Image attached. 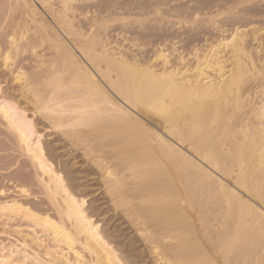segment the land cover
Here are the masks:
<instances>
[{
    "label": "bare ground",
    "instance_id": "6f19581e",
    "mask_svg": "<svg viewBox=\"0 0 264 264\" xmlns=\"http://www.w3.org/2000/svg\"><path fill=\"white\" fill-rule=\"evenodd\" d=\"M50 1L6 0L19 4L24 18L9 35L22 48L29 35L40 33L54 57L39 56L31 98L18 86L16 97L0 88V101L16 106L8 119L0 114V121L34 170L54 214L31 208L23 186L16 187L12 198L0 200L3 224L24 223V229L8 233L9 241H0V261L130 264L122 255L131 249V236L122 231L128 228L153 264L205 259L211 264H264V223L247 208L264 207L259 199L264 187V85L253 78L235 93L231 57L212 52L220 40L199 51L198 59L194 50L192 67L181 57L178 65L165 63L157 59L160 52L155 55L160 65L152 63L151 71L127 66L121 48L109 47L99 31L85 33L74 25L72 10L61 7L73 0H58L56 11ZM36 4L57 21L61 35L45 24ZM258 35L252 31L258 46L254 55L259 54ZM6 43L0 46L2 71ZM14 54L15 49L12 59ZM131 59L141 69L148 64ZM35 93L51 98L53 111L42 115L34 106ZM13 121L22 127L29 121L36 130L40 147L32 144L33 156L27 146L21 152ZM51 136L57 139L47 142ZM70 156V161L83 159L93 173L70 176L67 168L75 165L66 161ZM91 180L98 181L105 198L94 213L109 206L124 220L117 218L123 227H111L112 222L106 229L112 220L106 226L102 218L108 212L102 220L88 212L89 197L81 192Z\"/></svg>",
    "mask_w": 264,
    "mask_h": 264
},
{
    "label": "rangeland",
    "instance_id": "374dc122",
    "mask_svg": "<svg viewBox=\"0 0 264 264\" xmlns=\"http://www.w3.org/2000/svg\"><path fill=\"white\" fill-rule=\"evenodd\" d=\"M4 2H6V0H0V29H3L0 30L1 48L7 46L4 33L7 32L10 34L16 24H22V20L24 19L22 18L23 13L21 9L17 10V8L13 7L9 14L8 10L5 8V5L8 3L6 2L5 4ZM154 2L170 5L171 7L166 9V13L169 16L174 14L176 18L166 20L162 23H148L145 25L138 24L136 18L146 15ZM73 3L77 4L78 7L70 11V14L68 13L70 15L69 17H73L74 25L80 28L83 32L85 31V33H92L91 25L83 18V13L87 12L89 8H91L93 12L99 11L102 17L104 13H107L113 21L118 20L119 18H130L127 23L111 22L101 24L97 22V29L99 28V30L96 29V31H99L100 33H96H99L100 38L105 40L109 47L116 49L121 48L120 50L127 58H134L144 64L149 63L151 60V65L154 64L153 66L157 64L160 65V62L155 59V55L158 53L157 49H162L163 52L168 55L170 65H175L176 63V65H178L179 58L181 57L188 67H192L189 65L193 64V61H191L193 58L191 56L194 53V50L207 51L209 49L208 46L210 47L211 44L215 45L220 40L221 33L214 26V18L215 23H219L221 28L231 25L229 31L236 28L237 23H239L241 27L247 28L251 34V38L248 41L250 51L253 47H255V49L258 47L257 44L253 43L252 31L256 35L260 34L258 35L260 38V44L262 39H264V0H73L71 4ZM50 4L52 11L61 8L58 0H52L50 1ZM237 5L240 7L237 8ZM36 6L41 15H43L42 17L45 24L50 26V28L57 32V34L61 35L57 21L50 17L51 14L43 11L39 4H36ZM225 13H230L231 15H225ZM197 15L201 17V22L195 27L188 23H180L185 17L190 16L195 18ZM5 19H7L6 27ZM2 31L4 32L2 33ZM40 36V33L29 35L28 43L26 46H22L20 52L19 64L24 65L32 74L35 72L39 56H42L45 60L54 57L52 49L46 42H41ZM259 49L260 48H258V50ZM133 52L135 55H133ZM25 54L27 55V59L31 62L27 65H25L23 59ZM256 56L258 59L259 54ZM16 59L17 55L14 54L13 60ZM0 84L3 85L2 90L4 95L7 97H16V90L18 88L12 83V76L10 74H4V71H2L1 68V63ZM54 138L57 139L54 136L47 138V140L49 139L47 142H50V140H53ZM59 145L62 146V144L58 142V150L61 148ZM68 151L70 152L71 150ZM65 153L66 152L59 154V156H63ZM73 157H75V155ZM66 158L67 157H62L63 160ZM70 159L71 156L66 159V161L71 164L75 162L73 167L69 166L71 168H67L70 170V176L73 175L72 177H79L80 175L83 176V174L86 175L93 173L91 167H89L83 159L79 157L74 158L73 161H70ZM33 174L34 170L25 159L21 158L16 146H14L11 135L8 134L0 121V190L5 192V196H1L0 200L12 198V196L15 195L16 187L23 186L28 189L31 195L29 200H26L30 207L32 206L31 208H35L37 211H47L54 214L52 209H49L50 205L42 195L40 188L37 187L38 185L35 180V175ZM86 184L89 187L81 193L83 195H88L89 200L87 203H90L89 206H91L89 207L88 212L93 214L97 207H102L99 206V203L105 201V198L103 197L104 195L100 190L101 188L97 180H91V182L88 181ZM105 205L107 206V204ZM110 209L111 208L107 206V208L102 211L100 210L99 212L94 213V216L98 220L103 217L102 215L104 213L108 212V214H105L108 218L101 219L105 225L108 223L109 219L112 220L108 224V227H104L106 229H109L112 222L113 224L111 227L120 225L117 224L118 222L120 223V220L124 223V220L120 219V216L115 217ZM5 225L6 224H3V222L0 221V233H3V235L0 234V241L4 242L9 241L10 238L7 235H9V232H12L11 230H15L18 226L20 229H24V223L22 222H13L10 223L9 226ZM120 227L123 226L120 225L119 228ZM127 230L129 231L128 228L122 231H124L123 233L126 234L127 237L133 236L132 238L130 237V239H132L130 240L131 243L127 244L128 246L131 245L129 246L131 249L127 248L129 252H126L125 249H123L122 252L119 249L123 253L122 255L126 258H130V260L128 259L130 264H153L150 260L151 258L147 257V252H144L140 243L136 241L137 239L135 238L134 233L132 234ZM6 237L7 240H5Z\"/></svg>",
    "mask_w": 264,
    "mask_h": 264
},
{
    "label": "snow or ice",
    "instance_id": "6c2138e0",
    "mask_svg": "<svg viewBox=\"0 0 264 264\" xmlns=\"http://www.w3.org/2000/svg\"><path fill=\"white\" fill-rule=\"evenodd\" d=\"M15 8H19L20 5L16 4L15 6L11 3L5 5V8L8 10L9 14L11 10ZM64 12H69L78 7L77 4H69L65 3L62 6ZM171 6L166 3L154 2L149 12L142 17L136 18V22L140 25H145L148 23H162L166 20L175 19V15L172 16L167 15L166 9H169ZM240 6L237 5V8ZM225 15H231L230 13H225ZM83 18L89 22L92 28V33L94 34L97 29V22L101 24L116 22V23H127L130 18H119L118 20H111L107 13L101 16L99 11L93 12L91 8L85 13H83ZM201 22V17L197 15L195 18L185 17L180 21L181 24L188 23L193 27L197 26ZM214 26L221 33L220 42L213 47L212 52L213 55H216L218 52L223 53L226 57H231V63L233 65L231 71V85L237 95L244 89V86L251 81L253 78H257L259 82L264 85V39H262L259 49V58L254 55L255 47L250 51L248 48V41L251 38V34L247 28H243L236 24V28L234 31H229L231 25L221 28L219 23H215V18L213 20ZM7 26V19H5V27ZM3 30V29H0ZM5 40L8 42L9 50L8 53L3 56L4 64V74L7 75L9 72L12 74V83L19 88H21L30 98L34 94L32 73H30L24 65L19 64L21 45L17 42L15 35H9L7 32L4 33ZM230 37V38H229ZM15 49L17 59H12V50ZM160 52V55L157 59L164 61L167 63L168 56L164 54L162 49H157ZM133 55L135 53L133 52ZM155 55V53H154ZM197 59L199 58V50H197ZM25 65L31 63L27 59V55L23 57ZM123 60V57L120 58ZM127 66L137 68L140 71H151V60L144 68H139V64L132 60L131 57L128 61H125ZM39 71V69H36ZM227 79V78H226ZM3 85H0L2 88ZM262 99L260 104V113L261 119L264 120V88H261ZM47 101V102H46ZM52 99L47 97L46 94L35 93V101L34 106L42 115H47L49 112L53 111L51 108ZM58 107H60L58 105ZM16 111V106L13 103H7L5 101H0V114H4L5 119H8L9 115ZM122 116L127 115V113L121 111ZM51 120V116L47 117ZM14 128L13 130L17 133L19 144L21 146V152H23L24 147L28 148L29 157L33 156L32 152V144L36 143L37 148L40 147L39 140L35 138L36 130L32 127L31 122L26 121L25 125L22 127L21 125L15 123L13 121ZM262 157H264V152L261 153ZM42 170V169H41ZM111 175V173H109ZM26 191V190H25ZM4 195L2 191H0V196ZM259 199L261 204L264 205V187L261 188L259 192ZM247 208L252 212H258L261 218V222L264 223V207L260 209H256L252 205H248ZM143 234V233H142ZM157 254L159 253V249L156 248ZM0 264H5V262L0 261ZM199 264H211L208 260H202Z\"/></svg>",
    "mask_w": 264,
    "mask_h": 264
}]
</instances>
